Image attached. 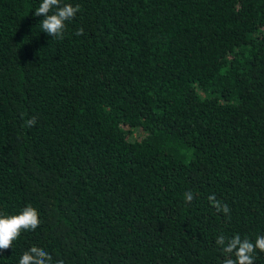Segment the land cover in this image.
Instances as JSON below:
<instances>
[{
  "label": "trees",
  "instance_id": "obj_1",
  "mask_svg": "<svg viewBox=\"0 0 264 264\" xmlns=\"http://www.w3.org/2000/svg\"><path fill=\"white\" fill-rule=\"evenodd\" d=\"M40 3L0 0V214L40 219L0 264H222L219 234L264 235V0H61L62 40Z\"/></svg>",
  "mask_w": 264,
  "mask_h": 264
},
{
  "label": "clouds",
  "instance_id": "obj_2",
  "mask_svg": "<svg viewBox=\"0 0 264 264\" xmlns=\"http://www.w3.org/2000/svg\"><path fill=\"white\" fill-rule=\"evenodd\" d=\"M79 11V5L62 4L61 0H42L34 15L44 17L39 22L42 32L52 39L62 40L66 22L72 20ZM82 34V28L77 30L76 35ZM25 123L26 126H34L36 118L33 117ZM208 199L218 213L222 212L226 216L230 214L229 206L218 201L215 195L209 196ZM185 200L190 203L193 194L185 193ZM39 224V213L31 205H26L18 214H0V252L12 248L13 242L22 232L34 231ZM215 242L224 254L222 264H254V253L257 250L264 253V235H257L253 241L248 237L242 238L239 233L232 237L221 233L216 237ZM18 264H52V257L46 250L33 245L23 252ZM56 264H63V261H57Z\"/></svg>",
  "mask_w": 264,
  "mask_h": 264
}]
</instances>
